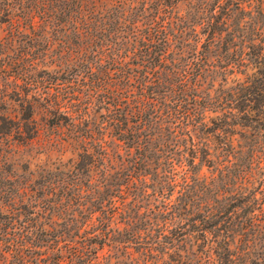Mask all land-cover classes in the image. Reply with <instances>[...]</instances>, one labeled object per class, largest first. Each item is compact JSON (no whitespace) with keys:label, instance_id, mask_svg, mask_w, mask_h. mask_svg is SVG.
Here are the masks:
<instances>
[{"label":"trees","instance_id":"16d2710c","mask_svg":"<svg viewBox=\"0 0 264 264\" xmlns=\"http://www.w3.org/2000/svg\"><path fill=\"white\" fill-rule=\"evenodd\" d=\"M0 23V264H264V0H0ZM39 120L72 158L2 150Z\"/></svg>","mask_w":264,"mask_h":264},{"label":"rangeland","instance_id":"374dc122","mask_svg":"<svg viewBox=\"0 0 264 264\" xmlns=\"http://www.w3.org/2000/svg\"><path fill=\"white\" fill-rule=\"evenodd\" d=\"M180 8H182V6ZM6 27H7L6 23H0V39L5 36ZM3 113L6 115H10L13 118H16V115L18 114V110L16 109L15 106H13V107H9L7 111H3ZM37 119H39V116H37ZM39 126L42 128L40 131V137L36 139L33 144L26 146L23 144H16L12 147V149L9 148L8 145L6 144L2 150L7 151V154L8 151L11 154L15 153V156L17 158L23 156L27 159H30L32 168H36L37 165H44V164L49 166L54 162H59L61 159L63 161H67L68 159L74 156V154L71 153L70 151L66 152L64 155L60 154L58 151H53L52 153L47 154L44 151L43 146L46 143V138L49 130L47 128V125H45V122L41 120H39ZM204 170L206 171L207 169Z\"/></svg>","mask_w":264,"mask_h":264}]
</instances>
